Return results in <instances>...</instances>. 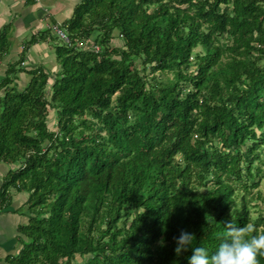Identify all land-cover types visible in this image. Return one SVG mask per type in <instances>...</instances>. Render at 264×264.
<instances>
[{"label": "trees", "instance_id": "1", "mask_svg": "<svg viewBox=\"0 0 264 264\" xmlns=\"http://www.w3.org/2000/svg\"><path fill=\"white\" fill-rule=\"evenodd\" d=\"M61 25L55 74L15 87L23 48L0 81V203L27 193L7 264H189L181 229L210 254L229 221L264 232V0H79Z\"/></svg>", "mask_w": 264, "mask_h": 264}, {"label": "crops", "instance_id": "2", "mask_svg": "<svg viewBox=\"0 0 264 264\" xmlns=\"http://www.w3.org/2000/svg\"><path fill=\"white\" fill-rule=\"evenodd\" d=\"M79 0H0V31L6 29L8 50L0 55V81L5 77L9 63L15 61L23 48L25 57L20 71L13 83L22 89L29 81L26 70L42 66L54 74L58 68L54 43L58 35L54 26H59L69 19L73 8ZM46 32V39L28 44L31 36ZM3 89H0V95ZM9 164L0 160V187ZM27 193L11 190L10 204L6 207L0 203V264H7V255L15 254L20 248L18 227L27 222L24 202ZM20 209L21 211H18Z\"/></svg>", "mask_w": 264, "mask_h": 264}, {"label": "clouds", "instance_id": "3", "mask_svg": "<svg viewBox=\"0 0 264 264\" xmlns=\"http://www.w3.org/2000/svg\"><path fill=\"white\" fill-rule=\"evenodd\" d=\"M229 228L221 233L220 243L211 254L202 245L194 244L195 233L181 229L175 239L174 252L180 255L182 250L191 248L187 257L189 264H260L258 256L264 254V232H255V224L233 225L226 223ZM160 244L164 243L161 238Z\"/></svg>", "mask_w": 264, "mask_h": 264}, {"label": "rangeland", "instance_id": "4", "mask_svg": "<svg viewBox=\"0 0 264 264\" xmlns=\"http://www.w3.org/2000/svg\"><path fill=\"white\" fill-rule=\"evenodd\" d=\"M89 40H90V41L93 40V37L90 38ZM112 42H113L114 44H116V45H121V44H122V39H121L120 37H114V39L112 40ZM54 53H55V51H54ZM55 59H56V54H55ZM56 62H57V60H56ZM55 71L57 72V71H58V68H57ZM56 72H55V73H56ZM55 73H54V74H55ZM160 75H161V74H160ZM166 75H168V76L171 77V73H166ZM162 76H165V75L162 74ZM49 81H51V79H50ZM52 119H53V111L50 110V111H49V114H48V124H49L50 126H52V125H51ZM52 127H53V126H52ZM262 167H263V174H264V164L262 165ZM258 189H260V190L264 193V175H263L262 178L260 179V183H259V185H258ZM252 191H255V190L253 189ZM254 202H256V200H252V203H254Z\"/></svg>", "mask_w": 264, "mask_h": 264}, {"label": "built area", "instance_id": "5", "mask_svg": "<svg viewBox=\"0 0 264 264\" xmlns=\"http://www.w3.org/2000/svg\"><path fill=\"white\" fill-rule=\"evenodd\" d=\"M54 30L56 31L57 35L60 37L61 40L65 42L68 41V36L64 32V30H62L59 26H54ZM81 44L84 45V47L91 48L93 50H97L98 48V46L93 44L92 41H90L89 39L83 40Z\"/></svg>", "mask_w": 264, "mask_h": 264}]
</instances>
